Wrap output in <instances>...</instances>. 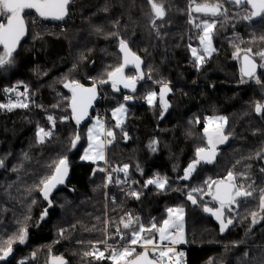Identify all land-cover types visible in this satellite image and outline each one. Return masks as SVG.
Segmentation results:
<instances>
[{
    "label": "trees",
    "instance_id": "obj_1",
    "mask_svg": "<svg viewBox=\"0 0 264 264\" xmlns=\"http://www.w3.org/2000/svg\"><path fill=\"white\" fill-rule=\"evenodd\" d=\"M73 1L68 11L70 14L73 7V17L65 21L69 24L67 40L46 34L31 42L28 34L14 51L13 63L0 67V104L7 99L5 89L15 83L28 84L34 97L27 108H0V246H6L2 241L19 229L27 228L28 232L24 245L13 243L10 258L0 264H49L55 257L66 264H111L108 255L96 259L85 253L102 248L104 243L111 248L119 245L121 224L129 217L139 218L145 228L153 223L159 227L170 208L183 209L184 264H264V221L260 228L251 227L261 194L250 202L239 203L234 223L224 232L219 223L201 211L199 200L192 204L187 198L206 174L224 180L223 169L237 158L257 170L251 174L249 189L264 187V112L260 116L254 112L257 100L264 101V67L259 64L254 75L259 85L251 82L249 90L239 88L243 77L239 59H233L237 49L243 52L250 48L252 53L264 49V16L246 20L242 17L250 15L249 5L239 9L225 0H198L219 2L229 14L213 18L215 51L203 64H196L189 45L198 49L201 44L196 30L186 22L187 0H157L165 7L163 19L155 17L148 0ZM121 39L141 60L139 70L127 67L124 76L130 69L149 73L153 81L169 85L171 106L164 112L157 102H145L149 93L159 89L149 82H137L131 92L119 89V96L133 95L127 103L126 123L117 129L112 121L106 122L115 130L105 150L106 159L87 163L81 158L90 119L77 124L70 107L72 93L68 95L62 84L77 76L75 64L78 73L107 80V73L124 62L119 49ZM68 41L74 45L72 55ZM91 59L97 65L90 70L87 63ZM41 70H47L48 76L43 77ZM56 78L62 79L52 82ZM58 92L62 94L59 102ZM97 110L99 105L90 114ZM49 116L54 119L53 134L39 143L37 131L52 129ZM212 117L227 118L223 134L228 139L220 143L222 146L216 145L212 162L202 160L190 177L183 179L184 170L196 159V149L208 148L205 120ZM153 141L158 145L154 154L148 149ZM231 149L233 154L229 153ZM62 158L68 161L67 178L45 200L40 192L41 181L52 175ZM124 165H128L127 175L120 171ZM155 178L167 179L163 189L155 184L145 186L147 180ZM132 192L139 193V199ZM45 212L46 217L41 218ZM41 247L39 260L32 259Z\"/></svg>",
    "mask_w": 264,
    "mask_h": 264
},
{
    "label": "snow or ice",
    "instance_id": "obj_2",
    "mask_svg": "<svg viewBox=\"0 0 264 264\" xmlns=\"http://www.w3.org/2000/svg\"><path fill=\"white\" fill-rule=\"evenodd\" d=\"M228 2L233 3L237 6L241 5H250L251 13L244 17L246 20H251L253 17L264 16V0H228ZM72 0H0V19L6 16V22H0V45L3 46V55H0V67L9 66L13 63V53L16 50L17 45L19 44L21 38L25 35L26 32V21L24 14L26 10H34L40 17L51 18L55 20H63L68 14V8ZM148 3L151 5V11L155 14L157 19H163L166 12L165 7L162 3H158L157 0H148ZM192 11L204 13L206 15L217 16L222 14L223 4L217 3H204L196 4L193 0ZM226 11V10H225ZM154 23V22H153ZM201 27V25H197ZM215 28V22L204 21L202 23L203 35L199 37L200 44L203 46V53L210 56L215 49L212 47V31ZM115 35V33H113ZM264 40V37H261ZM191 49V54L195 59L196 64H203L205 56L198 52L196 48ZM119 49L124 54V62L120 66L114 68L112 71L107 73V80H100L101 84L112 82V87L115 90L118 84H123L125 88H131L135 91V80L136 78H128L124 76V68L129 63L135 65L137 70L140 68L141 60L139 56H136L130 51L127 43L121 39L119 41ZM245 55L243 57V67L241 69L242 74L248 77H253L256 72V63L249 57L248 53L252 50L246 49ZM240 49H237V52L234 53V57H239ZM262 59H264V51L257 53ZM264 67V65H261ZM139 78H143L142 75ZM257 83H260L257 80ZM65 88H68L71 93V102L70 107L74 118L76 119L77 124L80 123V120L87 115V110L91 106L92 101L96 98L97 88L95 84L92 87H85L80 84L78 81L72 80L68 83H65ZM15 91V89H5V92ZM170 89L167 84H164L160 90V101L163 105V108L167 110L168 104L164 100V96ZM23 95V94H20ZM156 97L155 92H151L147 96L149 104L153 103L154 98ZM125 100L131 99V97L125 96ZM28 105L23 102L9 103V104H0V108H6L9 111L13 108H26ZM255 111L257 113L264 112V105L259 103L255 106ZM125 112L124 106L121 105L119 108L115 109L113 115L116 113ZM48 119L52 121V117L49 116ZM213 119L219 121L214 127L206 126L204 128V133L207 137L208 148H197L196 149V159L188 165L184 170L183 179H188L191 173L195 170L197 164L202 160L206 162H212L216 155V145L224 143L228 137L223 134L224 126L227 123L226 117H216L208 118L209 125H212ZM122 123L121 120H117V127ZM103 123L97 119L96 123L92 128L88 130V139H89V149L95 150V156L89 154V150H85V153L82 159H104L103 153V142L99 139L103 130ZM107 136L112 137L113 133L108 131ZM50 131H46L43 128H40L37 132L39 141L43 143L44 138L51 136ZM97 142L94 144L93 140ZM76 140H79V136L76 137ZM76 140L73 141V147L75 146ZM111 143V141H109ZM0 166H3V161L0 160ZM103 171V169H101ZM127 175L128 165H124L123 169ZM264 171V169H262ZM68 174V161L66 158H62L58 163L55 164L52 175L41 181L44 199L48 200L51 191L59 184H63L65 178ZM111 181V176L108 177ZM235 177L234 174L230 171L228 173L226 180L221 181H212L208 183L209 192L208 195L212 196L213 200L219 202V208L213 209L205 206L204 211L211 213L220 221L221 232L233 223L231 219H228L226 222L222 219L223 210L227 207L230 208L232 204L237 202V197H246L251 196L252 192L244 191L240 188H237L234 183ZM155 184L158 188L163 189L167 184L166 178H155L149 179L145 182V186ZM215 187V192L211 189ZM201 189H192V192H199ZM192 192L188 194V199L196 204L197 200L192 195ZM131 195L139 199V193L132 192ZM51 203V201H49ZM259 208L261 212H264V190H262L260 196ZM169 218L165 219L159 227L157 224L153 223L149 228H145L143 224L139 225L138 229H133L131 232V237L129 240L130 245H139L143 251L137 253L135 247H129L122 245L119 250L113 248L111 254L107 257L110 259L113 264H165L166 258L170 261V253L175 254L173 247L163 246V242L168 241L170 244L175 245L178 243H183V209H168ZM175 213V219H173V214ZM47 213L45 212L44 215ZM257 213H252V223H256ZM43 218V216L41 217ZM138 220V218H137ZM133 220L129 217L127 222L123 223L125 229H130L132 227ZM172 229L176 230V235L172 234ZM156 232L159 234V241L157 243L155 238L152 236H146L144 233ZM27 228H21L18 230L17 234L12 237H9L7 240L2 241L0 246V261L6 260L13 252V243L24 244L27 239ZM121 239H124L121 236ZM86 256H94L96 259H104L105 254L102 251L94 250L93 252H86ZM179 257H183L184 253H178ZM247 255V254H245ZM158 257V258H157ZM53 264H66V262L59 257L53 258ZM179 264V261H177Z\"/></svg>",
    "mask_w": 264,
    "mask_h": 264
},
{
    "label": "rangeland",
    "instance_id": "obj_3",
    "mask_svg": "<svg viewBox=\"0 0 264 264\" xmlns=\"http://www.w3.org/2000/svg\"><path fill=\"white\" fill-rule=\"evenodd\" d=\"M76 1L78 2L79 0H76ZM225 1H226L227 4L233 5V6L237 7V8H239V9H241V7H242V6H237V5L233 4V3H230V2H228V0H225ZM195 3L196 4H204V3H207V2L200 3V2H198V0H195ZM215 3H217V2H215ZM186 6H187L186 7V15H187L186 22H187V24L190 27L193 28V30L194 29L196 30L195 35H196V38H197L198 41H200L199 40V37L201 35H203L202 23L204 21H208V22L211 23V22H213V18H216V17H219V16L223 15V13H224L223 16H227L229 14V12L227 13L226 7L224 5H223L222 14L217 15V16H214V17L211 16V15H206L204 13L192 11V7L194 6L193 5V0H187L186 1ZM71 8H72V11H70V14H69L70 19L73 17V14H74V9H73V7H71ZM187 8H188V11H187ZM24 17H25V20H26V25H27V28H28V34L30 35L31 42H34V40L38 36H40V37L43 38V35H46V34H49V35H51V37H55V38H61L62 36H64L63 37V38H65L64 40H67V36H65V34L67 32V27L69 25L68 23L67 24L64 23L63 25L58 26V27H55L54 30H52V28H53L52 26H44L42 24L40 25L39 24V20H36V18L32 17V15H31L30 12L26 13L24 15ZM207 18H210V19L207 20ZM242 18H244V17H242ZM0 22H6V16L3 17L2 19H0ZM197 25H201V27H197ZM68 46H69V55H72L73 52H74V45H73L72 42L68 41ZM212 47H213V44H212ZM197 50H198V52L200 51V53L203 54L205 56V58H209L213 54V52H212V54L210 56H208L207 54H204L203 53V46L202 45H200V48H198ZM261 51H264V49L261 50ZM261 51H258V52H261ZM244 53H245V51L240 52V55L239 56H241V54H244ZM248 54L250 56H252L253 58H255L259 62L260 67H261V65H264L263 64L264 59H262L259 55H257V53L250 52ZM0 55H3V48H0ZM233 59L237 60V59H239V57H234V55H233ZM91 63H93V67L92 68L89 67L90 70L93 69V68H95L96 67L95 65H97V64H95V61L93 59L88 60L87 65L90 66ZM99 68H100V66H98L96 68V70L99 69ZM74 70L77 72V76L74 78L75 81H78L80 84L81 83H84V84L86 83V84L90 85L91 87L95 84V86L97 87L98 93H100L103 96L107 97V100L105 101V103H106V105H109V108L106 109V118L104 119V121H102L104 127H103V130H102V134L99 137V139L103 142V145H104V147H103L104 159H87V160H85V159H82L81 158L84 162H87V163H93V164L102 163L106 159L105 150H106L107 146H109V144H110L109 141H112L113 138L115 137L114 127L112 125H108L107 126L106 125L107 124L106 122L108 120H110V121H112L111 123H114V125H117V120L119 119V120L122 121V123L120 124L119 127L116 126V128L117 129H122L123 124L126 123V117H127V113H128V105H127V103H129V102H131L133 100V97H132L133 95L127 93L126 95L119 96L117 94V92L119 90L113 89L112 86L109 87V88H107L106 86H104L103 84L100 83V79L97 80L95 78V74H88V76H84L81 73H78V71H77L78 70V65L77 64H75V69ZM48 74L49 73H48L47 70H41V75H43V77L44 76L47 77ZM141 75H142L143 78H139ZM125 76L128 77V78H136L137 81H138V83H140V85L149 82V83H152L153 86L158 87L159 89L156 92V97L154 98L153 103L152 104H149L148 103V100H147V97L145 99V102L147 104H149V105H154L157 102V104L160 106V109L162 111H164V112L169 111L170 106H171L170 105V102H169V97L171 96V91L167 92L165 94V96H164V100L169 105L168 108H167V110H165L163 108V105H162V103L160 101V90H161V87L165 83H160V82L153 81L152 80L153 78H151V76H150L149 73H147L145 75L142 74V73H140L139 75H137V73L131 71L130 69L126 71ZM58 77H63V76H58ZM61 79L62 78H56L52 82L56 83V82H59ZM257 80L258 79H257L256 76H254L250 80L249 79L242 78L241 80H239L238 87L239 88H243V89H248L249 88V84L251 82H254L255 84L259 85V83H257ZM66 82L68 83L69 81L66 80L62 84V88L65 89L67 91L68 95H69V92H71V91L68 88H65L64 87V85H65ZM13 88L15 89V91L6 92L7 99L5 100L4 103H1V104L16 103L18 101L23 102V103H26L28 106H29V104H33L34 97L30 94L31 93L30 92V88L31 87L28 84H26V83H15V84L11 85L10 87H8L6 89H13ZM168 88L170 89V86L169 85H168ZM20 94H23V95H20ZM68 95H66V96H68ZM125 96L131 97V99L125 100L124 99ZM59 97L62 98L61 92H58V97H57L58 102H59ZM119 100H123V102L119 103L118 102ZM257 101H258L259 104L264 105V101L261 102V99H258ZM110 104L114 105V107H110ZM256 104L257 103H255L254 106H256ZM121 105L124 106L125 112H123V113H116V115L114 116L113 115L114 110L117 109V108H119ZM4 109H6V108H4ZM6 110H8V109H6ZM254 112L256 114H258V115L261 114V113H257L255 111V107H254ZM67 118L68 117L63 118V120H66ZM88 118L90 119V121L87 124V127L85 128V136H86V139H87V143H86V146L84 148L82 157H83V155L85 153V150H89V154L91 156H95V150L94 149L93 150H90L89 149L88 130L90 128H92L93 125L96 123L97 114L96 113L95 114H90L88 116ZM212 118H216V117H212ZM217 123H219V121H216L215 119H213L212 125H209L208 119H207V120H205V127L206 126L214 127ZM50 124L52 126V129L51 130H48V131H50L53 134V128L55 127L54 126V119L53 118H52V121H50ZM225 126H224V128H225ZM108 131H111L113 133V136L112 137L107 136L106 133ZM230 133H232V132H230ZM49 137L50 136L45 137L43 142H45L47 140V138H49ZM37 139H38V142L41 143L39 141L38 136H37ZM96 142L97 141L94 139L93 140V143L95 144ZM148 149L150 150L151 153H153V154L156 153L157 152V149H158L157 143L155 141L151 142L148 145ZM229 153L230 154H233L232 149L229 151ZM97 169L98 168H96V170ZM223 170L226 173L224 180L227 179L228 173L231 171L234 174V177H235L234 183L236 184L237 188H240V189H242L244 191H250V192H252V195L251 196L237 197V202L235 204H232L230 208H227L226 207L223 210L222 219L225 222L228 219H231L233 221V223H234L235 218H236L235 212H236V210L239 207V203L241 201H249V202L252 201L254 196H256L257 194H261L262 193V190H264V187L261 188L260 190H257V191L256 190H250L249 189V181L251 179V174L252 173L255 174L257 172V170L254 168V166L250 165L248 162H245V161H243V160H241L239 158H237L232 164L227 165ZM105 172H106V170H105ZM122 172L125 174L124 171H122ZM263 174H264V171H263ZM206 181H208L209 183H211L212 181H217V180L212 175L206 174L205 179H203V181H202V184L200 186L194 185L193 188H192V189H201L202 191L192 192V190H191L192 195L195 197V199L196 200H199L202 203V205L200 206V208H201V211H203V212H205L204 211L205 206H207L209 208H213V209L219 208V202L216 201V200H213L212 199V196L208 195L209 186H208V183H205ZM211 190L213 192H215L214 191V186H213V188ZM40 192H41L42 198H44L41 189H40ZM258 203L260 204V198L258 199ZM205 213L207 215L211 216L220 225V221L217 220L215 216H213L211 213H208V212H205ZM257 214H258L257 217H256L257 222L255 224L252 223L253 217H251V227L252 228H254V227L258 228L262 224V222L264 221V212H261L260 211V208L257 211ZM125 215H126V217L129 216L128 213H126ZM168 215H169V213H168ZM42 216H43V218L46 217V215H44V213H43ZM183 216H184V213H183ZM168 218H169V216L167 217V219ZM173 219H175V213L173 214ZM132 220H133V224H132V227L130 229H125L124 226H123V223L124 222H127L128 220H125L124 222H122L120 230L123 232L122 234H123L124 239H122V242L119 245H117L115 247V249L119 250L121 248V246L124 245V246H129V247H135L136 250H139V249L140 250H143L139 245H130V243H129L132 230L133 229H138L139 228V225L141 224L139 218H138V220H137V218H133ZM182 222H183V240H184V242L183 243H178V244L172 245L168 241H165V242H163V245H162V247L163 246H169V247H173L174 248L175 254H173V253H170L169 254L172 259H175L176 260L172 264H176L177 261H179V256L177 254L178 253H181V250L183 249V247L185 245L184 217H183V221ZM231 225H229V226H231ZM229 226L227 228H229ZM171 231H172V234L173 235H176V230L175 229H172ZM144 235H146V236H152V237L155 238V240H156L157 243H160V241H159V234L158 233H156V232L147 233L146 232V233H144ZM22 245H24V244H22ZM112 249L113 248H111L110 246H108L107 243H104L102 248L96 247L94 250L102 251V252H104L105 256H107V255L109 256L111 254ZM42 250H43V247L39 248L37 254H32L31 255L32 256L31 258L32 259L39 260L40 254L42 253ZM107 261H109V262H111V264H113V262L110 259H108V258H107Z\"/></svg>",
    "mask_w": 264,
    "mask_h": 264
},
{
    "label": "water",
    "instance_id": "obj_4",
    "mask_svg": "<svg viewBox=\"0 0 264 264\" xmlns=\"http://www.w3.org/2000/svg\"><path fill=\"white\" fill-rule=\"evenodd\" d=\"M72 2H73V0H72ZM72 3H70V5H71ZM69 5V6H70ZM249 7L251 8V6L249 5ZM28 12H30V13H33V14H35L36 16H37V18H39L40 20H42V21H46V22H64L66 19H67V17H68V15L63 19V20H55V19H51V18H43V17H40L37 13H35V11L34 10H26V12H25V14L26 13H28ZM24 14V15H25ZM257 17H259V16H257ZM27 35H28V28L26 27V32H25V35L21 38V40H20V42H19V44L17 45V47H16V49L25 41V39L27 38ZM0 47L1 48H3V46L2 45H0ZM122 53V52H121ZM122 55H123V60H124V54L122 53ZM244 55H245V53L244 54H242L241 56H240V58H239V66H240V73H241V76L243 77V78H245V79H250V78H252V77H248V76H245V75H243L242 74V71H241V69H242V67H243V64H244V61H243V57H244ZM249 55V54H248ZM249 57L256 63V65H257V67H256V72H255V74L257 73V71H258V69H259V63L252 57V56H250L249 55ZM90 68H92L93 67V63H91L90 64V66H89ZM127 67H131V68H134V69H136L137 70V68L135 67V65L134 64H132V63H129L127 66H125V68L124 69H126ZM140 67H141V64H140ZM140 69V68H139ZM137 74H139V73H137ZM254 77V76H253ZM106 84H108V85H112V82L111 81H108V83H106ZM137 87V81L135 80V88ZM97 88V87H96ZM117 88H119V89H123V90H125V91H128V92H131V91H133L131 88H125L124 86H123V84H118L117 85ZM97 94H98V91H97ZM96 100H97V95H96V98L92 101V104H91V106L88 108V110H87V115L83 118V119H81L80 120V123H82V122H84V121H86V119L88 118V116H89V114H90V112L94 109V106H95V103H96ZM71 112H72V110H71ZM72 115H73V113H72ZM73 118H74V115H73ZM74 120L76 121V119L74 118ZM220 146H222V144L221 145H219V146H217V147H220ZM216 151V150H215ZM68 175V174H67ZM66 178H67V176H66ZM66 178H65V180H66ZM65 182V181H64ZM64 184V183H63ZM63 184H59V185H57L53 190H56V189H58V188H60ZM52 190V191H53ZM214 191H215V187H214ZM142 252V251H141ZM10 258V256L9 257H7V259L6 260H8ZM49 264H53V259L50 261V263ZM165 264H172L171 262H169V261H165Z\"/></svg>",
    "mask_w": 264,
    "mask_h": 264
},
{
    "label": "built area",
    "instance_id": "obj_5",
    "mask_svg": "<svg viewBox=\"0 0 264 264\" xmlns=\"http://www.w3.org/2000/svg\"><path fill=\"white\" fill-rule=\"evenodd\" d=\"M106 100H107V97L103 96L100 93L97 94V100H96L94 108L97 105H99V110H97L98 112L96 113L97 114L96 120L99 119L101 122L104 121V119L106 118V103H105ZM182 253H184V255H183V257H179V264L185 263L186 253H185V251ZM166 261H169V260L166 258ZM174 261H176V260L171 258V260L169 262L173 263Z\"/></svg>",
    "mask_w": 264,
    "mask_h": 264
},
{
    "label": "flooded vegetation",
    "instance_id": "obj_6",
    "mask_svg": "<svg viewBox=\"0 0 264 264\" xmlns=\"http://www.w3.org/2000/svg\"><path fill=\"white\" fill-rule=\"evenodd\" d=\"M70 7V6H69ZM68 11H69V8H68ZM68 16H69V14H68ZM68 18V17H67ZM66 21V20H65ZM65 21L64 22H46V21H42V20H39V24L41 25H44V26H52L53 28H52V30H54V28L55 27H58V26H61V25H63L64 23H65ZM49 35V34H48ZM49 37H51V35H49ZM240 67V66H239ZM137 75H139V74H137ZM126 77V76H125ZM136 81H137V79H136ZM138 82V81H137ZM119 89V88H118ZM220 144H217V146H219Z\"/></svg>",
    "mask_w": 264,
    "mask_h": 264
},
{
    "label": "crops",
    "instance_id": "obj_7",
    "mask_svg": "<svg viewBox=\"0 0 264 264\" xmlns=\"http://www.w3.org/2000/svg\"><path fill=\"white\" fill-rule=\"evenodd\" d=\"M182 250H183V249H182ZM182 250H181V252H184V251H182Z\"/></svg>",
    "mask_w": 264,
    "mask_h": 264
}]
</instances>
